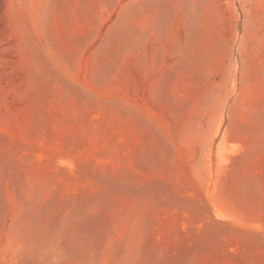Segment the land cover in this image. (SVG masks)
<instances>
[{"label": "rangeland", "instance_id": "rangeland-1", "mask_svg": "<svg viewBox=\"0 0 264 264\" xmlns=\"http://www.w3.org/2000/svg\"><path fill=\"white\" fill-rule=\"evenodd\" d=\"M234 211H264V0H0V264H208Z\"/></svg>", "mask_w": 264, "mask_h": 264}, {"label": "crops", "instance_id": "crops-1", "mask_svg": "<svg viewBox=\"0 0 264 264\" xmlns=\"http://www.w3.org/2000/svg\"><path fill=\"white\" fill-rule=\"evenodd\" d=\"M225 214V213H224ZM224 217L232 219L229 222H211L218 228L232 229L231 233H220L215 237L224 244L219 258H210L208 264H264V249L259 248V242H264V211H234ZM251 228H255L249 230ZM233 246L232 254L229 253Z\"/></svg>", "mask_w": 264, "mask_h": 264}]
</instances>
